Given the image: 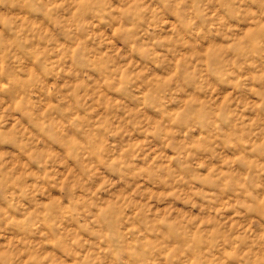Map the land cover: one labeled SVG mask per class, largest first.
<instances>
[{
  "label": "clouds",
  "instance_id": "clouds-1",
  "mask_svg": "<svg viewBox=\"0 0 264 264\" xmlns=\"http://www.w3.org/2000/svg\"><path fill=\"white\" fill-rule=\"evenodd\" d=\"M0 264H264V0H0Z\"/></svg>",
  "mask_w": 264,
  "mask_h": 264
}]
</instances>
